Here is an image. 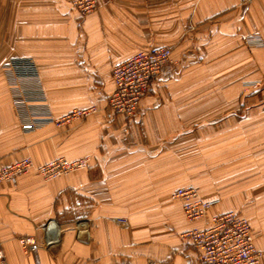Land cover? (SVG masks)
Listing matches in <instances>:
<instances>
[{
	"label": "crops",
	"instance_id": "0c3cea01",
	"mask_svg": "<svg viewBox=\"0 0 264 264\" xmlns=\"http://www.w3.org/2000/svg\"><path fill=\"white\" fill-rule=\"evenodd\" d=\"M98 4L81 17L70 0H0V67L14 54L33 58L54 117L94 105L100 109L72 126L24 130L36 106L21 113L0 72V168L27 157L37 166L56 158L92 162L52 181L30 172L15 183L0 182L6 264H202L183 234L241 205L234 192L210 193L202 181L190 183L178 170L171 175L166 158L183 147V134H193L184 122L197 117L194 86L209 76L205 65L222 68L224 53L231 51L238 67L251 73L246 79L257 80V70L264 71V48L244 47L264 42V0ZM191 25L196 31L185 36ZM153 46L172 47L173 63L153 80L139 113L105 110L114 91L112 66ZM186 184L199 190L201 200L218 201L205 219L188 221L184 203L172 198ZM54 219L62 228L61 244L25 255L18 240L40 239L41 228ZM262 235L253 232L264 252Z\"/></svg>",
	"mask_w": 264,
	"mask_h": 264
},
{
	"label": "rangeland",
	"instance_id": "374dc122",
	"mask_svg": "<svg viewBox=\"0 0 264 264\" xmlns=\"http://www.w3.org/2000/svg\"><path fill=\"white\" fill-rule=\"evenodd\" d=\"M73 1L70 0V4L81 17L91 15L99 7L98 0H90L88 11L85 10L87 12L83 13L78 7H75ZM195 31V27L191 25L185 36ZM244 47L248 50L254 47L262 49L264 42L257 40V45ZM170 48L171 60L166 65L173 63V48ZM231 54V51L224 53L225 61L221 60L224 66L220 69L213 67L214 62L203 65L205 67L203 72L209 73V76L194 86L196 89L195 104L198 105L197 110H195L197 117L184 122L185 130L193 131V134H183V147L181 149L177 147V151H169L166 160L170 161L169 172L171 175L177 174L178 170V174L180 176L185 175L186 180L190 183H197L198 181L201 183L202 181V187L208 189L210 193L234 192V198L241 206L237 211H233L245 216L250 222L254 236L259 234L262 238V234H264L261 232L262 229L264 230V71L257 70L259 75L257 80L246 79L245 77L251 76V73L248 70L244 71V65L240 69L237 65L238 60H236L239 57L234 59ZM25 61L27 62L25 63ZM2 63L0 72L6 79V87L10 92L13 105L21 113L26 111L27 114L29 108L36 106L33 108L36 115L33 114L34 111L30 113V122L36 123V128L31 131H37L39 128L51 125L57 128L72 126L87 120L100 111L94 105L90 108L73 109L62 117H54L47 107V96L38 63L29 56L18 54L11 57L7 56ZM222 63L220 64L222 65ZM207 66L209 67L207 68ZM113 90L115 89L113 88ZM111 94L107 97L105 110L109 109L108 100ZM139 110L140 108L132 117L136 116ZM58 159L65 158H56L52 161ZM67 160L70 162L83 160L86 165L81 168L78 166L68 167L67 170H63L61 175L48 177L36 170L41 165L37 166L31 159L34 168L30 172H34L45 181H52L71 172L86 169L92 163L91 159L86 157ZM4 168L9 167H3L0 170ZM182 170L184 173L181 172ZM26 174L18 175L15 180L0 179V182L12 181L15 183L19 177ZM182 187L197 189L188 184ZM197 191L199 190L197 189ZM60 244L61 242L53 247H40V249H54ZM20 249L22 250L21 247ZM0 250L3 251L1 245ZM22 251L25 255L33 254ZM3 253L5 256L4 251ZM0 264H6V258L0 260Z\"/></svg>",
	"mask_w": 264,
	"mask_h": 264
},
{
	"label": "built area",
	"instance_id": "2783aa9c",
	"mask_svg": "<svg viewBox=\"0 0 264 264\" xmlns=\"http://www.w3.org/2000/svg\"><path fill=\"white\" fill-rule=\"evenodd\" d=\"M89 3L90 0L73 1L75 7H78L83 13L88 11ZM170 56V47H150V49L138 51L132 57L114 65L111 75L115 90L108 100L109 109L115 114L133 116L140 108L142 98L151 91L153 80L170 62ZM34 128H36L34 121L23 125V129L27 131ZM85 165L86 162L83 160L70 162L67 159H58L49 164L38 166L36 170L48 177L50 175L57 177L68 167L78 166L81 168ZM33 168L34 163L31 159L24 158L9 168L1 169L0 179L15 180V177L28 173ZM172 198L184 203L183 212L190 222L205 219L211 207L218 203V201H203L200 199L197 189L186 187L177 189L172 194ZM54 224L61 228L57 220H49L42 227L40 239L27 235L21 237L19 242L22 250L25 253H34L40 247L48 248L60 243L61 239H54L56 243L53 246L48 245L52 241L48 239L47 232ZM183 237L187 238L199 253V260L202 264H264L262 262L264 252L259 250L254 243L253 230L249 220L233 210L212 215L209 226L192 229L183 234ZM4 258V253L0 250V260Z\"/></svg>",
	"mask_w": 264,
	"mask_h": 264
},
{
	"label": "bare ground",
	"instance_id": "6f19581e",
	"mask_svg": "<svg viewBox=\"0 0 264 264\" xmlns=\"http://www.w3.org/2000/svg\"><path fill=\"white\" fill-rule=\"evenodd\" d=\"M28 173H30V172H28ZM61 234H62V228H59L55 224L52 225L50 227V230L47 232L48 239L52 241L48 245L53 246L56 243L54 239H59V240L61 239V241H62V235Z\"/></svg>",
	"mask_w": 264,
	"mask_h": 264
}]
</instances>
